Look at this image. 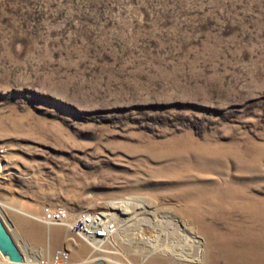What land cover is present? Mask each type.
Instances as JSON below:
<instances>
[{"label":"rangeland","instance_id":"374dc122","mask_svg":"<svg viewBox=\"0 0 264 264\" xmlns=\"http://www.w3.org/2000/svg\"><path fill=\"white\" fill-rule=\"evenodd\" d=\"M0 214L24 264H264V0H0Z\"/></svg>","mask_w":264,"mask_h":264},{"label":"built area","instance_id":"2783aa9c","mask_svg":"<svg viewBox=\"0 0 264 264\" xmlns=\"http://www.w3.org/2000/svg\"><path fill=\"white\" fill-rule=\"evenodd\" d=\"M40 221L46 225L65 226L86 243L89 239L99 243L109 242L116 235L118 227L114 216L107 210L70 211L44 206ZM28 264H73L72 251L64 247L50 256L30 258Z\"/></svg>","mask_w":264,"mask_h":264},{"label":"water","instance_id":"95a60500","mask_svg":"<svg viewBox=\"0 0 264 264\" xmlns=\"http://www.w3.org/2000/svg\"><path fill=\"white\" fill-rule=\"evenodd\" d=\"M0 253L13 264H23L25 255L17 245L13 236L9 232L4 219L0 214ZM91 264H107L102 260H96Z\"/></svg>","mask_w":264,"mask_h":264},{"label":"bare ground","instance_id":"6f19581e","mask_svg":"<svg viewBox=\"0 0 264 264\" xmlns=\"http://www.w3.org/2000/svg\"><path fill=\"white\" fill-rule=\"evenodd\" d=\"M89 240H90V239H89ZM22 252H23V251H22ZM25 260H26V258H25ZM24 263H25V262H24ZM24 263H23V264H24Z\"/></svg>","mask_w":264,"mask_h":264}]
</instances>
